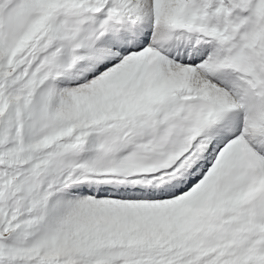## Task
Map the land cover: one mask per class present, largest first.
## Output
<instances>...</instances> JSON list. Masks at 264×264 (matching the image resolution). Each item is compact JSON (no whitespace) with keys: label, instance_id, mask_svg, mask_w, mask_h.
<instances>
[{"label":"snow or ice","instance_id":"6c2138e0","mask_svg":"<svg viewBox=\"0 0 264 264\" xmlns=\"http://www.w3.org/2000/svg\"><path fill=\"white\" fill-rule=\"evenodd\" d=\"M0 264H264V0H0Z\"/></svg>","mask_w":264,"mask_h":264}]
</instances>
